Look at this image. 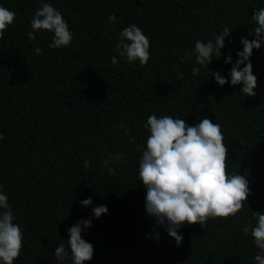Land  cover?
Listing matches in <instances>:
<instances>
[{"label":"trees","instance_id":"obj_1","mask_svg":"<svg viewBox=\"0 0 264 264\" xmlns=\"http://www.w3.org/2000/svg\"><path fill=\"white\" fill-rule=\"evenodd\" d=\"M42 3L67 21L73 37L68 46L49 48L47 30L29 40L30 21ZM0 5L15 13L0 35V187L23 226L14 264H61L55 248L61 243L67 248L66 229L82 219L92 220L82 234L94 248L87 264H255L253 238L241 227L255 223L253 211L264 212V47L251 57L255 96L217 85L211 72L227 79L231 69L223 58L213 57L196 76L191 69L195 41L213 39L224 27L231 30L224 54L234 62L241 37L255 38L251 17L264 0H0ZM110 14L115 21L108 20ZM133 23L149 40L143 67L127 64L116 52L120 31ZM153 113L188 125L201 118L220 124L226 173L249 181L250 195L234 217L185 225L179 246L144 208L138 161L149 135L143 125ZM109 153L122 160H111ZM89 197L93 206L107 205V214L93 218L91 207L80 203ZM62 264H71L70 256Z\"/></svg>","mask_w":264,"mask_h":264},{"label":"clouds","instance_id":"obj_2","mask_svg":"<svg viewBox=\"0 0 264 264\" xmlns=\"http://www.w3.org/2000/svg\"><path fill=\"white\" fill-rule=\"evenodd\" d=\"M14 16L15 13L0 5V35L13 23ZM115 19L114 15L108 16L110 22ZM251 19L255 38L249 40L241 37L242 49L237 51L234 62L231 54H224L225 40L231 33L228 27H224L213 39H197L192 49V75H198L201 67L208 69L213 57L223 58L225 64L231 65V69L227 79L219 72H211L217 85L223 87L230 84L233 88L239 87L243 95L255 96L257 77L253 73L251 57L254 50L264 47V7L255 10ZM30 27L33 31L27 33L29 40L42 30L51 34L49 48L68 46L73 39L67 21L49 3H42L35 10ZM34 51L40 54L41 49L37 47ZM116 52L127 64L143 67L149 60V40L141 28L133 23L120 31ZM118 62L114 55L111 63L116 65ZM121 127H124L123 122ZM143 127L149 135L139 156L138 176L146 189L145 212L156 226L163 228L175 240L177 246L183 239L179 230L185 225L203 226L208 219L234 217L242 209L243 202L250 195L249 181L240 173H226L227 149L220 124L201 118L195 125H188L182 118L171 115L158 118L153 113L147 117ZM3 138L0 135V140ZM108 155L116 162L122 160L119 154ZM103 163L108 166L109 160ZM84 166L88 167L87 161ZM107 171L112 173L113 168L108 166ZM80 203L85 208L91 207L95 219L108 212L107 205L93 206L91 197ZM253 216L255 223L242 226L241 232L244 235L250 233L253 238L252 243L257 249L255 264H264V212L253 211ZM15 221L8 197L0 187V264H14L20 256L23 226ZM91 225V219H82L66 229L69 237L66 240L67 248L64 243L55 248L54 256L58 262L62 264L69 256L71 264H87L92 260L93 245L82 238ZM155 238L159 240V235Z\"/></svg>","mask_w":264,"mask_h":264}]
</instances>
